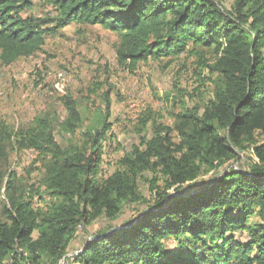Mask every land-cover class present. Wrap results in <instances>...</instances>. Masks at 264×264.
I'll list each match as a JSON object with an SVG mask.
<instances>
[{"label":"trees","instance_id":"1","mask_svg":"<svg viewBox=\"0 0 264 264\" xmlns=\"http://www.w3.org/2000/svg\"><path fill=\"white\" fill-rule=\"evenodd\" d=\"M45 2L55 14L22 16L33 0H0L1 64L34 55L47 36L82 22L118 35L116 61L130 71L148 58L211 49L212 61L201 60L213 76L212 97L202 105L181 103L172 126L150 113L140 116L138 143L106 177L97 174L102 141L111 127L108 92L104 109L83 129L78 102L62 96L66 115L58 125L69 137L65 146L56 141L55 117L48 114L35 116L18 131L0 122L2 164L14 142L44 159L36 188L0 168V264L45 259L59 264L83 223L115 221L125 204L139 202L146 208L126 224L98 229L71 260L264 264V143L256 140L264 133V0H233L229 9L221 0ZM78 129L80 137L73 141ZM242 151H248L246 170H225L240 162ZM146 174L151 176L149 201L138 190ZM41 188L54 200L34 206ZM252 215L257 220L250 221ZM169 238L177 240L174 249L163 243Z\"/></svg>","mask_w":264,"mask_h":264},{"label":"rangeland","instance_id":"2","mask_svg":"<svg viewBox=\"0 0 264 264\" xmlns=\"http://www.w3.org/2000/svg\"><path fill=\"white\" fill-rule=\"evenodd\" d=\"M221 3L229 9L233 0H221ZM49 14L55 13L45 0H33L32 7L21 13L22 16ZM117 43L118 35L102 26L71 23L58 33L47 36L42 50L34 55L19 58L8 66L0 63V122L18 131L29 127L35 116L48 114L55 117L53 133L56 141L65 146L69 137L61 133L58 125L66 115L62 96L68 94L78 102L83 129L94 121L97 110L104 109L103 98L108 92L111 127L102 141L97 174L106 177L118 168L119 159L131 146L138 143L140 116L150 113L158 122L172 126V114L180 109L181 103L202 105L212 97L213 76L203 66L204 59L210 62L214 58L211 49L197 50L202 51L200 55L186 51L148 58L130 71L117 64ZM80 134L81 129H78L73 141L78 140ZM256 140L263 144L264 133H258ZM13 144L11 150L7 148V163L4 165L0 160L1 170L8 169L20 182L36 188L42 177L43 155L34 149H19L15 142ZM247 154L248 151L239 152L240 162L230 163L225 170L230 167L246 170ZM209 174L202 175L200 179H206ZM150 177L146 174L138 183L139 192L148 201ZM40 192L41 197L34 195V206H47L53 202L54 199L42 188ZM3 199L1 193L0 200ZM146 205L141 202L125 204L118 218L112 222L98 218L83 223L59 264H78L71 257L80 251L86 239L98 229L126 224ZM249 220L255 221L257 217L252 215ZM33 236L36 237V233ZM235 236L238 237L237 234ZM163 243L167 248L177 246V240L173 238ZM204 251L203 248L199 250L200 253ZM40 264H49V261L45 259Z\"/></svg>","mask_w":264,"mask_h":264}]
</instances>
